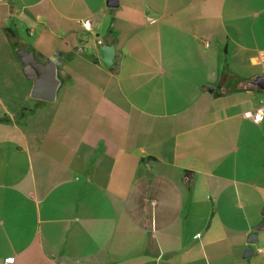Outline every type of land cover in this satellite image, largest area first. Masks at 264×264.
<instances>
[{
  "label": "crops",
  "instance_id": "crops-1",
  "mask_svg": "<svg viewBox=\"0 0 264 264\" xmlns=\"http://www.w3.org/2000/svg\"><path fill=\"white\" fill-rule=\"evenodd\" d=\"M109 3L0 0V264H264V0Z\"/></svg>",
  "mask_w": 264,
  "mask_h": 264
},
{
  "label": "water",
  "instance_id": "water-1",
  "mask_svg": "<svg viewBox=\"0 0 264 264\" xmlns=\"http://www.w3.org/2000/svg\"><path fill=\"white\" fill-rule=\"evenodd\" d=\"M109 5L113 7L115 5L114 0H110ZM98 55L101 65L108 68L112 59L113 49L111 47H102L98 50ZM17 56L24 65V76L33 83L30 93L31 98L43 102L54 101L56 89L59 85L56 70L57 55L48 59L44 65L38 63L31 52L19 51L17 52ZM262 215L264 216V211ZM254 237V235H250L248 242L254 241ZM248 253L251 254L250 249Z\"/></svg>",
  "mask_w": 264,
  "mask_h": 264
},
{
  "label": "built area",
  "instance_id": "built-area-1",
  "mask_svg": "<svg viewBox=\"0 0 264 264\" xmlns=\"http://www.w3.org/2000/svg\"><path fill=\"white\" fill-rule=\"evenodd\" d=\"M89 27H90V22H89V21H86V22L83 23V28H84V29L88 30ZM261 118H262V112H261V110L259 109V110H257V111L255 112L252 121H253V123L257 124V123L260 122Z\"/></svg>",
  "mask_w": 264,
  "mask_h": 264
},
{
  "label": "trees",
  "instance_id": "trees-1",
  "mask_svg": "<svg viewBox=\"0 0 264 264\" xmlns=\"http://www.w3.org/2000/svg\"><path fill=\"white\" fill-rule=\"evenodd\" d=\"M39 103H40V102H38V101L36 102V104H39Z\"/></svg>",
  "mask_w": 264,
  "mask_h": 264
}]
</instances>
